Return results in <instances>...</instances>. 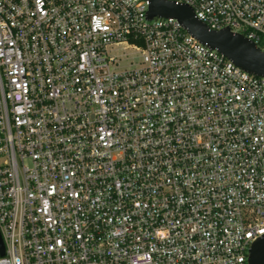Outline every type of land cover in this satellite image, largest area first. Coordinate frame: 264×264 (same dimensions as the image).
Instances as JSON below:
<instances>
[{"label":"built area","instance_id":"built-area-1","mask_svg":"<svg viewBox=\"0 0 264 264\" xmlns=\"http://www.w3.org/2000/svg\"><path fill=\"white\" fill-rule=\"evenodd\" d=\"M264 51V0H168ZM147 0H0V264H248L264 78Z\"/></svg>","mask_w":264,"mask_h":264},{"label":"water","instance_id":"water-1","mask_svg":"<svg viewBox=\"0 0 264 264\" xmlns=\"http://www.w3.org/2000/svg\"><path fill=\"white\" fill-rule=\"evenodd\" d=\"M148 18H173L182 28L200 43L216 50L243 71L264 78V51L247 38L232 34L228 29L219 31L209 29L196 19L192 10L182 4L168 0H147ZM248 264H264V235L250 246Z\"/></svg>","mask_w":264,"mask_h":264}]
</instances>
